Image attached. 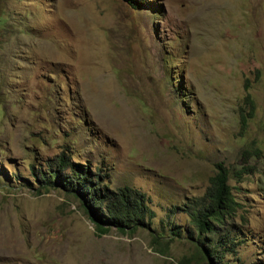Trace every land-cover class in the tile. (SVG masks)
<instances>
[{
  "label": "rangeland",
  "instance_id": "1",
  "mask_svg": "<svg viewBox=\"0 0 264 264\" xmlns=\"http://www.w3.org/2000/svg\"><path fill=\"white\" fill-rule=\"evenodd\" d=\"M142 1L0 0V264H206L183 209L220 163L242 204L225 261L264 264V0ZM63 153L146 194L151 229L98 236L41 190Z\"/></svg>",
  "mask_w": 264,
  "mask_h": 264
},
{
  "label": "trees",
  "instance_id": "2",
  "mask_svg": "<svg viewBox=\"0 0 264 264\" xmlns=\"http://www.w3.org/2000/svg\"><path fill=\"white\" fill-rule=\"evenodd\" d=\"M128 3L134 9L144 4L142 0H128ZM248 100L253 116L254 102L250 96ZM216 168V174L211 178L205 195L188 201L183 210L195 226V232L198 234V254L204 262L227 264L225 254L235 255L238 247L243 244V241L233 238V230L229 228L230 222L238 217L242 204L234 194L236 188L230 184V171L222 163L217 164ZM46 170L34 174L40 189H61L80 200L84 211L94 223L98 236L109 234L111 229H116L122 234L151 229L156 215L148 206L149 199L146 194L130 187L120 188L118 191L111 190L109 185L104 183L105 177L100 170L98 173H92L89 167L72 163L64 153L48 163ZM67 170L70 172L66 175ZM239 174L242 175V172ZM242 219L245 217L242 216ZM221 227L226 229L222 233L219 231ZM213 235H219L216 242L207 239V236ZM191 236L194 235L191 233ZM153 243L157 242L154 240Z\"/></svg>",
  "mask_w": 264,
  "mask_h": 264
}]
</instances>
